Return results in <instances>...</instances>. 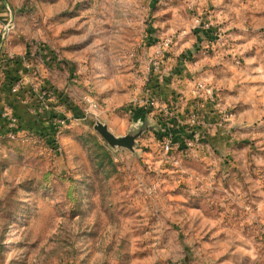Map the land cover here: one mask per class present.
<instances>
[{
  "label": "rangeland",
  "instance_id": "rangeland-1",
  "mask_svg": "<svg viewBox=\"0 0 264 264\" xmlns=\"http://www.w3.org/2000/svg\"><path fill=\"white\" fill-rule=\"evenodd\" d=\"M5 1L11 33L70 58L73 99L99 110L56 143L0 135V264H264V0ZM165 40L196 96L180 115L147 101ZM98 122L146 130L113 149Z\"/></svg>",
  "mask_w": 264,
  "mask_h": 264
},
{
  "label": "crops",
  "instance_id": "crops-1",
  "mask_svg": "<svg viewBox=\"0 0 264 264\" xmlns=\"http://www.w3.org/2000/svg\"><path fill=\"white\" fill-rule=\"evenodd\" d=\"M6 7H8L6 1L0 0V36L4 23L6 24L9 17ZM69 60L70 58L67 56H64L63 60L58 57L50 49L48 42L41 45L36 41H32L30 46L21 41L18 36L16 37L14 33H11L5 41H0V129L4 128L1 132H6L8 128L7 118L3 116V112L7 109L12 112L14 118H17V120L19 118L18 122L22 126L20 128L22 133L39 131L51 134L53 132L54 124H52V121L43 119L42 114L35 111L34 104H36L37 98L29 90L36 82L45 88L53 89L58 95L68 99L69 103L73 104L77 111H80L81 98L77 97V100H74L73 97L80 96L83 93L79 88L81 82L78 80L79 78L74 79L73 76H70L67 68ZM81 61L80 59L72 60V63L79 68L80 73H83L80 80L85 82L92 80L94 83L98 79L100 80V78H95L97 74L93 72V69L84 66V61ZM166 64L167 69L170 67V71L164 77L150 79L146 86L148 93L154 95L159 102L158 110L153 115L162 112L165 107L173 108V105L178 103V101L180 102V109L177 112L180 115L184 110H191L196 96L188 78L189 76L180 73L182 61L178 56L168 57ZM15 80L22 83L20 94H13L11 91V84ZM99 80L96 83L98 86H100ZM103 86L110 89V97L114 93L111 90L114 89V84L104 82ZM180 94H183V100L178 97ZM110 99V104H112L115 99H112V97ZM61 105L60 103L54 104L53 107L45 110L44 114L50 116L60 111L62 115L68 117L74 115V112L70 109L63 111L60 107ZM142 109L147 110L146 108ZM176 127L179 126L176 125ZM175 140H178V138L175 137Z\"/></svg>",
  "mask_w": 264,
  "mask_h": 264
},
{
  "label": "built area",
  "instance_id": "built-area-1",
  "mask_svg": "<svg viewBox=\"0 0 264 264\" xmlns=\"http://www.w3.org/2000/svg\"><path fill=\"white\" fill-rule=\"evenodd\" d=\"M9 19L8 22L5 24V26L2 29L1 33V40L5 41L8 36L11 34L12 30L14 29V21H13V15L12 12L9 10ZM171 43L168 40H165L162 42L157 51L156 56L150 60V64L147 68V75L149 76V80L154 77H159L158 75H161V73L166 70V53L168 49L170 48ZM148 80V82H149ZM22 83L18 82L12 89L13 93H17L21 90ZM197 90L201 94L211 95L213 94L212 88L207 86L206 84H199L197 86ZM30 93H33L36 95L37 102L34 104L35 111H37L39 114H42L43 119L48 121L47 116L44 114L45 110L50 109L53 107L54 104H59L60 99L58 98V94L50 88L43 87L40 83L36 82L33 84V86L30 89ZM151 94V99L147 100L149 105L153 108H158L159 102L156 99V97ZM53 103L52 105H50ZM81 103V117L73 115L70 118L68 116L62 115V113L59 111L55 114L57 118H55L54 126L56 127L57 136L61 133L63 129L68 128V126L75 121H79L80 119L84 120L85 117L89 115H95V113L99 110V103L94 98H91L89 96H84L80 100ZM62 104V103H60ZM61 109L63 111H67V106L65 104H62ZM173 109H175L177 112L180 109L179 103H176L173 105V108L165 107L162 109V113H164L165 116H171L173 114ZM53 111V110H52ZM44 114V115H43ZM174 115V114H173ZM193 119H196L197 117L201 116L198 111L196 113H193ZM3 116L7 118L8 121V128L6 130V133L2 134L1 136H6L9 139H21L25 142L30 141H38L40 139V136H38L35 133L30 132H21L20 124L16 118H14L12 112L7 109L3 112ZM46 117V118H45ZM84 118V119H83ZM163 150L165 153H168L169 151L173 150L172 142L170 140H166L163 146Z\"/></svg>",
  "mask_w": 264,
  "mask_h": 264
},
{
  "label": "water",
  "instance_id": "water-1",
  "mask_svg": "<svg viewBox=\"0 0 264 264\" xmlns=\"http://www.w3.org/2000/svg\"><path fill=\"white\" fill-rule=\"evenodd\" d=\"M95 129L111 148L133 151L137 146V138L145 132L146 126H141L138 130H135V134L122 137L115 136L106 125L99 122L96 124Z\"/></svg>",
  "mask_w": 264,
  "mask_h": 264
},
{
  "label": "trees",
  "instance_id": "trees-1",
  "mask_svg": "<svg viewBox=\"0 0 264 264\" xmlns=\"http://www.w3.org/2000/svg\"><path fill=\"white\" fill-rule=\"evenodd\" d=\"M1 41V40H0ZM18 82H20V81H18V80H15L14 82H12V84H11V91H12V89H13V87L18 83ZM22 91V88H21V90L19 91V92H17V93H13V94H20V92ZM30 91V90H29ZM58 98L60 99V103H62V104H65L66 106H67V108L68 109H70V110H72L73 112H74V115H76V116H79L80 115V112L79 111H77L74 107V105L73 104H70L69 103V100L68 99H65L63 96H61V95H58ZM80 117H81V115H80ZM47 118H48V120H50V121H52V124H53V121L55 120V118H57V116H55V115H50V116H47ZM17 119V118H16ZM18 120H19V118H18ZM20 128H22V126L20 125ZM2 129H4V128H1L0 129V135H2V134H4V133H6L5 131L4 132H1L2 131ZM35 134H37L38 136H40V137H42L45 133H41V132H39V131H36V132H34ZM56 133H57V131H56V127L54 126V130H53V132L50 134V133H48V134H45L46 136H44V137H46V139L45 140H47V139H49L50 140V142H52V143H56V140H55V135H56ZM3 137H6V136H3ZM7 138V137H6Z\"/></svg>",
  "mask_w": 264,
  "mask_h": 264
}]
</instances>
